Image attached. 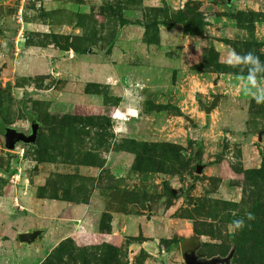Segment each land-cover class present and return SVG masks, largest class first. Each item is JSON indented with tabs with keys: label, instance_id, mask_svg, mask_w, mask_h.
I'll return each instance as SVG.
<instances>
[{
	"label": "rangeland",
	"instance_id": "rangeland-1",
	"mask_svg": "<svg viewBox=\"0 0 264 264\" xmlns=\"http://www.w3.org/2000/svg\"><path fill=\"white\" fill-rule=\"evenodd\" d=\"M257 88L264 0H0V264H264Z\"/></svg>",
	"mask_w": 264,
	"mask_h": 264
},
{
	"label": "water",
	"instance_id": "water-1",
	"mask_svg": "<svg viewBox=\"0 0 264 264\" xmlns=\"http://www.w3.org/2000/svg\"><path fill=\"white\" fill-rule=\"evenodd\" d=\"M225 1V0H223ZM228 3H231L232 0H226ZM217 81H214L216 84ZM31 93V92H29ZM27 93V94H29ZM223 93L217 91L216 95L211 99L209 103L203 101V99L198 98V105L205 111L206 113H211L215 108L219 106V101L221 95ZM30 95V94H29ZM25 109V113L29 111ZM41 121L39 120V116L33 113L29 117V128L27 130L21 129L20 127H14L11 125H7L3 130V136L5 139V146L9 149H15L19 144H30L36 145L38 142L39 131L41 128ZM202 164L197 166V172L200 173L202 171ZM44 233V230L41 228H35L32 230H25L18 232V240L21 243L25 244H33L38 237ZM197 248H190L184 252V259L186 264H233V257L237 250L236 246H233L232 249L228 252L227 255L221 256L216 255L211 258H200L197 254Z\"/></svg>",
	"mask_w": 264,
	"mask_h": 264
},
{
	"label": "clouds",
	"instance_id": "clouds-1",
	"mask_svg": "<svg viewBox=\"0 0 264 264\" xmlns=\"http://www.w3.org/2000/svg\"><path fill=\"white\" fill-rule=\"evenodd\" d=\"M229 63H245L251 64L256 68V71L253 72L251 76H249V82L255 87L256 86V76L255 72H259L262 67L259 61V57H257L254 53L249 52L243 56L236 54L234 51L231 53V58ZM251 95L256 100L257 103H264V88H257V91L251 92ZM248 219H253V215L248 213ZM245 226L243 219L234 220L232 225H230L229 230L234 231L236 229H242Z\"/></svg>",
	"mask_w": 264,
	"mask_h": 264
},
{
	"label": "trees",
	"instance_id": "trees-1",
	"mask_svg": "<svg viewBox=\"0 0 264 264\" xmlns=\"http://www.w3.org/2000/svg\"><path fill=\"white\" fill-rule=\"evenodd\" d=\"M24 108H25V107H24ZM198 142H201V139H200V138L198 139ZM199 145H200L199 148H202V147H203V146H201L202 144L199 143ZM200 150H201V149H200ZM200 150H199V151H200Z\"/></svg>",
	"mask_w": 264,
	"mask_h": 264
},
{
	"label": "flooded vegetation",
	"instance_id": "flooded-vegetation-1",
	"mask_svg": "<svg viewBox=\"0 0 264 264\" xmlns=\"http://www.w3.org/2000/svg\"><path fill=\"white\" fill-rule=\"evenodd\" d=\"M232 1H234V0H232ZM31 115H32V114H29V115H28V118H29Z\"/></svg>",
	"mask_w": 264,
	"mask_h": 264
}]
</instances>
